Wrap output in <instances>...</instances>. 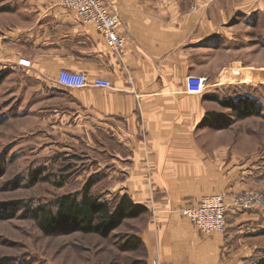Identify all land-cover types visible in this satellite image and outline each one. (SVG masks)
<instances>
[{"label": "crops", "instance_id": "crops-1", "mask_svg": "<svg viewBox=\"0 0 264 264\" xmlns=\"http://www.w3.org/2000/svg\"><path fill=\"white\" fill-rule=\"evenodd\" d=\"M109 1L123 20L121 52L59 0H18L0 16V64L23 67L26 59L49 78L67 70L111 81L112 90L71 92L72 104L83 112L88 134L100 128L117 143L108 151V191L148 209L138 231L148 264H250L253 243L235 225L254 221L261 207L232 215L226 234L201 232L182 210L237 192L236 168L207 150L200 132L214 120L217 104L223 107L212 98L217 88L240 76L229 46L238 21L264 13V0ZM193 76L217 86L191 94L187 78Z\"/></svg>", "mask_w": 264, "mask_h": 264}, {"label": "rangeland", "instance_id": "rangeland-1", "mask_svg": "<svg viewBox=\"0 0 264 264\" xmlns=\"http://www.w3.org/2000/svg\"><path fill=\"white\" fill-rule=\"evenodd\" d=\"M17 1L0 0V16ZM239 20L243 24L229 46L240 76L216 89L219 101L230 104L216 103L214 117L224 128L208 125L200 133L206 149L219 152L223 165L237 170V192L226 194L228 225L234 222L232 215L261 207L254 221L238 223L235 230L253 243L249 263L264 264V13ZM26 62L23 67L0 64V264H148L135 239L145 216L125 220L108 236L48 234L32 217L37 207L56 212L57 200L81 192L90 182H95L94 195L115 204L123 195L108 191L112 177H106L113 162L108 151H116L117 143L100 128L93 137L88 134L83 112L72 104L77 100L71 92L82 90L61 89L58 76L38 74ZM207 82L204 94L217 86V80ZM245 106L251 107L241 116Z\"/></svg>", "mask_w": 264, "mask_h": 264}, {"label": "built area", "instance_id": "built-area-1", "mask_svg": "<svg viewBox=\"0 0 264 264\" xmlns=\"http://www.w3.org/2000/svg\"><path fill=\"white\" fill-rule=\"evenodd\" d=\"M59 5L75 13L84 23L95 24L114 52H121L126 47L127 40L120 33L123 20L109 0H59ZM26 64L29 63L21 61V65ZM56 83L64 90L113 89L108 79L102 77L91 79L85 73L67 70L59 73ZM207 85L205 78L194 76L187 78V89L191 94H203ZM228 211L227 196L220 194L203 198L197 205L183 209L182 214L203 233L226 234ZM151 264H161V262L156 259Z\"/></svg>", "mask_w": 264, "mask_h": 264}, {"label": "trees", "instance_id": "trees-1", "mask_svg": "<svg viewBox=\"0 0 264 264\" xmlns=\"http://www.w3.org/2000/svg\"><path fill=\"white\" fill-rule=\"evenodd\" d=\"M214 99L219 100L218 97ZM220 103L224 107L230 106L223 101ZM232 106L234 107L233 104ZM250 107L241 108L244 112L239 111V114L245 116ZM215 118L209 125L216 129L224 128L223 123ZM94 184L95 182H90L81 192L61 197L55 203L56 212L43 206L32 209L30 213L38 221L40 228L48 234L64 231L103 236L110 235L125 220L137 219L149 213L146 207L135 204L127 194L121 196L116 204L94 195L92 193ZM135 239L143 246L139 238Z\"/></svg>", "mask_w": 264, "mask_h": 264}]
</instances>
